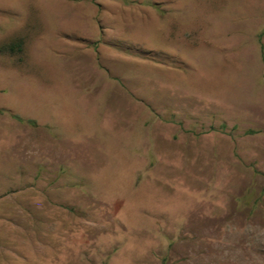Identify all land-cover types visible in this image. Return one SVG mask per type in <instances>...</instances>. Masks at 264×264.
<instances>
[{"label":"rangeland","instance_id":"obj_1","mask_svg":"<svg viewBox=\"0 0 264 264\" xmlns=\"http://www.w3.org/2000/svg\"><path fill=\"white\" fill-rule=\"evenodd\" d=\"M0 264H264V0H0Z\"/></svg>","mask_w":264,"mask_h":264}]
</instances>
